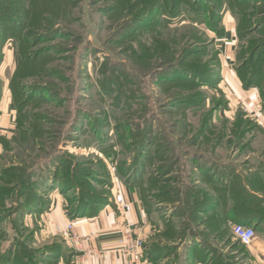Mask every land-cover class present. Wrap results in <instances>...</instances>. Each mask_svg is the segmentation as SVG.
Segmentation results:
<instances>
[{"label": "rangeland", "instance_id": "1", "mask_svg": "<svg viewBox=\"0 0 264 264\" xmlns=\"http://www.w3.org/2000/svg\"><path fill=\"white\" fill-rule=\"evenodd\" d=\"M177 68L186 69H179L189 82L185 102L171 96L187 83L165 76ZM249 69H262L255 88L264 107V0H0V124L15 118L26 136L22 143L14 137L13 150L0 160V259L13 252V259L58 264L64 253L48 247L59 245L67 254L82 248L36 216L48 194L23 214V182L32 174L45 182L44 191L63 197L70 220L84 196L113 203L116 194L132 192L142 174L143 185L136 186L154 206L180 207L185 200L188 209H179L174 227L167 224L172 219L161 220L158 248L175 249L165 239L174 231L184 232L177 235L182 241L206 231V212L199 211L211 190L200 165L215 172L237 159L244 174L243 156L259 131L244 110L243 90L250 89L239 74L251 76ZM211 70L215 83L202 76ZM239 113L244 122L237 121ZM59 154L63 159L54 161ZM138 154L148 164L143 169L135 163ZM69 172L80 177L67 188ZM224 215L212 223L222 224L241 251L244 244ZM207 247L211 257L220 256L213 242Z\"/></svg>", "mask_w": 264, "mask_h": 264}, {"label": "crops", "instance_id": "2", "mask_svg": "<svg viewBox=\"0 0 264 264\" xmlns=\"http://www.w3.org/2000/svg\"><path fill=\"white\" fill-rule=\"evenodd\" d=\"M235 81L240 88H243L239 80L235 79ZM223 82H225V85L229 84L228 80L225 81L223 79ZM243 91L246 94L244 98L245 105L249 107L250 112L254 111L256 105L260 103L261 96L259 90L257 88H251L250 90ZM230 106L234 108L235 105L230 103ZM227 113L225 114L227 115ZM230 114V118L235 119L237 111ZM248 115L250 116L249 112L246 116ZM1 117L0 121L2 120ZM8 120L10 121H8V124H0V160L5 152L13 150V143L15 142L12 141L18 133L15 118ZM255 125L259 128V131L251 135L254 137L252 149L247 151L243 156L246 167L242 171L247 180V187L254 194L264 198V127L260 124ZM236 152L234 151V154ZM212 156L214 160L215 154L212 153ZM235 162H238V160L235 159ZM200 179H197V181L200 182ZM210 190L214 194V190ZM42 191L45 196L47 194L49 195L50 202L45 201L46 204L41 211V216H36L47 220L46 223L49 227L52 226L56 229L58 227L65 228L71 220L64 209L63 197L56 194L55 190L50 193L44 190ZM124 197L128 202H132L133 204V208L129 213H122L117 209L115 204L111 203V205L103 207L96 217H75L76 229L84 237L82 248L76 251L74 250L69 259L58 260V264H124L128 260V255L123 248L122 234L128 229H134L135 233L144 240V264H214L211 260L204 262L198 258L199 253L203 254L202 250L207 249L202 239L198 236L195 240L185 239L183 241L179 237L174 241V238L168 239V236H166L165 239L169 240L167 244L177 247L172 251H168L166 248L163 250L160 247L158 248V240L162 239L163 236L161 233V229L164 227L162 225L163 219L179 221V216L174 213L175 207L165 206L160 203L154 206L151 198H145L141 188L136 185L132 192L125 191ZM214 200H216V197ZM233 203L234 200H229V211H231ZM154 211H157V215ZM216 211L217 208L214 207L209 210V213L212 215ZM153 213L155 214V218L157 217L155 222L152 221ZM147 214L150 216L151 221L148 219ZM208 216L209 214H206V217ZM230 221L233 222L232 219ZM213 227L216 228L214 224ZM206 231L211 235L209 242H213L214 246L222 249L224 258L222 259L224 261L221 264H238V262L242 264H264V230L257 228V239L249 246L243 245L239 247L241 251L237 249L234 242L230 241V235L223 234L220 237L219 234L221 231L219 230L210 232L206 228Z\"/></svg>", "mask_w": 264, "mask_h": 264}, {"label": "trees", "instance_id": "3", "mask_svg": "<svg viewBox=\"0 0 264 264\" xmlns=\"http://www.w3.org/2000/svg\"><path fill=\"white\" fill-rule=\"evenodd\" d=\"M170 15H176V13L171 12ZM183 67V66H182ZM181 69L183 71L184 68H177V69H172L170 72H165V76L167 77V80L170 79L171 77V81L172 82H180L181 85L183 83H187V85H182L184 88L180 91V92H174L173 95L171 96V100L172 99H180L181 101H186L183 98L189 97L190 95V91L188 90V86H189V82L186 80V76H184L182 74H180L179 70ZM186 70V69H184ZM251 71H254V69H249ZM257 70V71H256ZM254 72H252L251 76L248 77H243L242 74H239V78L241 79L243 86L245 89H251V88H255L261 87V76L260 73L262 69H256ZM212 72H210L211 74L209 75H205L202 74V76L204 78H207L208 81H211L212 83H215L216 80H218L219 78L217 77L216 73L211 70ZM239 72V71H238ZM205 73V71H204ZM198 77V75H197ZM187 90V91H186ZM192 103V102H191ZM191 104L188 103L187 106H189ZM243 113H239L238 117H237V121L238 122H244L243 119ZM250 122V121H248ZM251 126V125H250ZM246 130H248V127H246ZM224 136L220 135L219 138L222 139ZM22 138H26L24 132L21 130L20 133H18V136L15 137V141L17 142H24V140H22ZM142 152L141 149L138 150V153ZM61 158V160L63 159V154H59L57 155V158L54 161H57ZM66 161V159L64 160ZM198 161L199 160H195ZM222 161V159H221ZM63 162V161H62ZM67 162V161H66ZM139 163L141 166V168H145L148 164H144L145 161H143V157H141L139 154L136 156L135 158V163ZM197 162V163H198ZM233 162V163H232ZM230 163H227L225 165H221L220 169H218L217 171L214 172V168L210 169L209 167H204L206 164L204 165H200L201 169L203 170V172H201V176L203 177V179H205L204 181H206L210 187V189H213L214 194L209 193L208 198L205 199L204 201H202V204L200 205V208H202L199 212H206V214H210L209 210L216 207L217 211L215 213H213L212 215L210 214L206 220L207 223V227L208 230L210 232H213L215 230H219L221 231L222 235L225 234L223 232L224 230V226H222V224L219 226L217 224H214L216 226L213 227V217L217 216V214L221 213L222 215H224L225 219L223 221L224 224H228V220L232 219L234 223H241V224H245V225H255L257 228L264 230V198H262L261 196H258L257 194H254L251 189L249 187H247V180L245 178V176L237 171V165H235V162L232 161ZM165 166V165H163ZM162 166V167H163ZM199 166V165H198ZM140 168V170H141ZM135 168H130V170L128 171H124V174H128L129 172H131L132 170H134ZM205 169V170H204ZM76 170V169H75ZM205 171V172H204ZM56 175L59 176L60 174V170L57 169L56 171ZM70 173V172H69ZM67 174V182H69L70 184H68V186H66L67 188H70L69 186L74 187L75 183H78V178L80 177V174H78V176L73 172L70 174ZM79 173V171H78ZM142 174H139L137 179L135 180V182L133 183V186L140 185L141 187L143 185V178H142ZM55 177V176H54ZM66 177V175H65ZM82 177V175H81ZM24 185L26 186L25 192H29V189H31L30 191L33 192L32 197H30V192L29 193H25L23 192L26 196L25 200H21V208L23 209V214L26 213L27 210L32 209L34 207H39V205L41 204L40 201L41 199H43L45 196L43 195V191L45 186V182L44 181H40L39 179H36V174H32L29 178L26 179L25 182H23ZM58 184V181L55 180V185ZM65 187V188H66ZM140 187V188H141ZM255 187V186H254ZM47 188V187H46ZM216 197V200H214ZM229 200H234L233 206L231 208V211L228 210L229 207ZM180 201V200H177ZM182 201V200H181ZM163 203H166L168 201L163 200L161 201ZM187 202H190L189 200ZM112 203L108 197H103L102 199H100L99 201L96 199H92L89 198V196H84V198L81 200L80 204L78 205V207H75L74 211L72 212L76 217H82V216H88V217H96L100 211L102 210V205L106 206L108 204ZM185 200L182 201V204L180 207H177L178 202H176V209L174 211L175 214H177L179 216V218H181V215L179 213L180 210H182L181 208L184 207L187 209L186 205H184ZM186 204V203H185ZM180 209V210H179ZM190 209V208H189ZM191 210V209H190ZM231 216V217H230ZM2 218V217H0ZM195 219V218H194ZM193 219V220H194ZM190 221V223L192 224V221ZM167 224L171 225L172 227H174L176 225V222L173 220H170ZM189 226H191L189 223H187ZM173 235H166L169 238H176L177 235L179 234L178 232L174 231ZM200 234H203L204 237L207 236V231H202V232H198L195 234V238H191L192 240H195L196 237ZM184 236V232H180V234L178 236ZM209 235V234H208ZM201 236V235H200ZM186 240L190 239L188 236L187 238H185ZM184 239V240H185ZM202 242L203 244H205V246L207 247V243L209 242V236L207 238H202ZM168 248L173 249L176 248L174 246L171 245H167ZM49 251L54 252H61L64 253V256L69 259L72 256V253H66V251L63 250V248H61L59 245H53L47 248ZM13 251V250H12ZM172 251V250H171ZM196 251V250H195ZM202 253H199V259L203 260L204 262H208L209 260L212 261V263L214 264H221L223 263V253H220V258L218 256L213 255V257H211V254H213L212 252H209V248L207 247V249L202 250ZM43 255H46V253L44 252ZM203 255V256H202ZM14 253H9L7 255H5L4 257H2L0 259V264H38V261L34 260L32 261H24L22 258H16L13 259ZM43 256L42 254H40V256L38 257L39 262H41ZM223 258V259H222ZM45 260V259H44ZM220 262V263H219Z\"/></svg>", "mask_w": 264, "mask_h": 264}, {"label": "built area", "instance_id": "4", "mask_svg": "<svg viewBox=\"0 0 264 264\" xmlns=\"http://www.w3.org/2000/svg\"><path fill=\"white\" fill-rule=\"evenodd\" d=\"M244 110L247 112L248 107H244ZM250 117L261 124L264 127V107L262 103L256 105L254 111H248ZM113 204L120 210L122 213L124 211H131L132 203L128 202L124 194L118 193L113 197ZM232 223V231L235 238L244 245H251L255 239L258 237V232L254 225H245L241 223ZM62 234V236L75 246L82 245V238L76 232V220H71L68 222L65 228L58 227L56 229ZM123 248L128 255V260L124 264H144V240L138 234L135 233L134 229H128L122 234Z\"/></svg>", "mask_w": 264, "mask_h": 264}]
</instances>
